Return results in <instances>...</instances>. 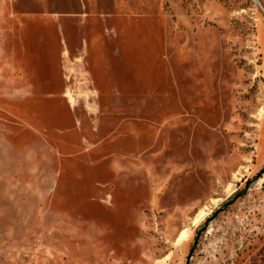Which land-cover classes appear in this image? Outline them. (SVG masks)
I'll use <instances>...</instances> for the list:
<instances>
[{
  "label": "rangeland",
  "instance_id": "rangeland-1",
  "mask_svg": "<svg viewBox=\"0 0 264 264\" xmlns=\"http://www.w3.org/2000/svg\"><path fill=\"white\" fill-rule=\"evenodd\" d=\"M0 264H264V0H0Z\"/></svg>",
  "mask_w": 264,
  "mask_h": 264
}]
</instances>
